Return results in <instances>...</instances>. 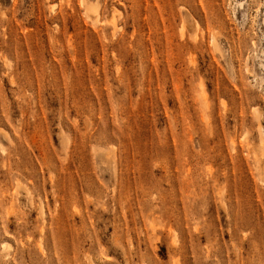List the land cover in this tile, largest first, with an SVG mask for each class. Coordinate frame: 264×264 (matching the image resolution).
<instances>
[{
	"label": "rangeland",
	"instance_id": "rangeland-1",
	"mask_svg": "<svg viewBox=\"0 0 264 264\" xmlns=\"http://www.w3.org/2000/svg\"><path fill=\"white\" fill-rule=\"evenodd\" d=\"M0 264H264V0H0Z\"/></svg>",
	"mask_w": 264,
	"mask_h": 264
},
{
	"label": "bare ground",
	"instance_id": "bare-ground-1",
	"mask_svg": "<svg viewBox=\"0 0 264 264\" xmlns=\"http://www.w3.org/2000/svg\"><path fill=\"white\" fill-rule=\"evenodd\" d=\"M90 9H91V7H90Z\"/></svg>",
	"mask_w": 264,
	"mask_h": 264
}]
</instances>
